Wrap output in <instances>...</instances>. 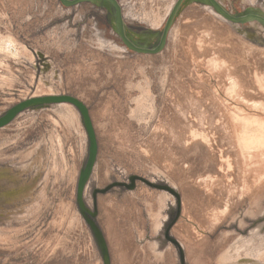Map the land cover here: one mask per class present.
Masks as SVG:
<instances>
[{"label": "rangeland", "instance_id": "374dc122", "mask_svg": "<svg viewBox=\"0 0 264 264\" xmlns=\"http://www.w3.org/2000/svg\"><path fill=\"white\" fill-rule=\"evenodd\" d=\"M119 1L138 30L162 29L177 0ZM221 1L264 9V0ZM209 8L184 5L164 50L144 54L92 3L0 0V115L30 97L71 95L98 143L84 190L95 221L77 199L90 141L76 106L74 121L52 103L0 128V167L29 182L41 166L32 195L0 212V264H103L88 218L112 264H233L223 256L244 239L264 251L254 240L264 235V42ZM155 13L166 14L156 28Z\"/></svg>", "mask_w": 264, "mask_h": 264}, {"label": "water", "instance_id": "95a60500", "mask_svg": "<svg viewBox=\"0 0 264 264\" xmlns=\"http://www.w3.org/2000/svg\"><path fill=\"white\" fill-rule=\"evenodd\" d=\"M63 5L67 7H75L82 3H92L97 7L105 8L109 12L110 21L112 23L114 31L121 37L122 42L125 46L137 53L144 54H157L164 50L166 47L168 36L172 27L174 26L177 17L180 15L184 5H189L192 3H198L201 5H209L214 11L220 15L226 21L233 23L244 25L246 23H251L253 21H259L264 26V11L260 8L249 6L242 12L233 13L230 11L220 0H177L170 13L167 16L166 22L162 29H154L153 27H145L143 29H131L128 27L125 16L122 9V4L119 0H59ZM49 97V96H48ZM56 100H68L74 103L79 110L81 111L84 119V124L88 131L90 146H89V157L87 163L84 165L82 169L81 177L78 184V204L80 208L84 209L83 203V192L86 182L88 181L90 175L92 174V169L97 160L98 154V143L96 132L94 131V127L92 124V120L88 111L87 106L80 99L66 95L60 98L56 97H44L43 99L32 100L31 102H23L17 105H14L9 111L0 115V128L12 122L25 108L29 107L36 102L42 103L44 101H56ZM39 104V105H40ZM92 216L96 217V213L94 212ZM96 221V220H95ZM97 239L103 263L104 264H112L111 255L108 248V244L102 229L97 224L94 226L91 222H89Z\"/></svg>", "mask_w": 264, "mask_h": 264}, {"label": "bare ground", "instance_id": "6f19581e", "mask_svg": "<svg viewBox=\"0 0 264 264\" xmlns=\"http://www.w3.org/2000/svg\"><path fill=\"white\" fill-rule=\"evenodd\" d=\"M174 1V0H173ZM172 4V3H171ZM205 6H209V5H205ZM170 7V6H169ZM210 8H212L211 6H209ZM171 8V7H170ZM169 8V10H170ZM209 8V10H210ZM213 9V8H212ZM211 9V10H212ZM210 10V11H211ZM214 10V9H213ZM264 11V10H263ZM215 12V11H214ZM213 12V13H214ZM167 13V12H166ZM125 16V15H124ZM166 14L164 16L158 14V13H155V15H152V19H151V22L155 28L156 27H160L161 24H163V21H164V18H165ZM220 16V15H219ZM126 21V19H125ZM127 23V21H126ZM11 39V38H10ZM13 40V39H12ZM11 40V42H13ZM6 41V40H5ZM11 42H6V46L8 48V51L11 53H14L15 51V47L14 45L11 43ZM15 42V41H14ZM115 45V44H114ZM122 48V47H121ZM8 52V53H9ZM14 56V55H13ZM53 75V74H52ZM56 75V74H55ZM53 75V77L55 76ZM55 79V78H54ZM44 82V81H43ZM46 82V81H45ZM45 84V83H44ZM49 85V83H47ZM257 84V83H256ZM229 85V84H228ZM232 85V84H231ZM264 85V84H263ZM235 87V86H234ZM226 89V88H225ZM259 89V88H258ZM263 89V88H262ZM39 92V90H38ZM232 92V91H231ZM229 93V92H228ZM38 94V93H37ZM56 94V93H55ZM55 94H47L46 96H34V97H30L28 99H25L24 101L22 102H19L18 104L20 103H23V102H31L33 99L34 100H38V99H43L44 97H47V98H50V97H58L60 98L65 96V95H55ZM35 95V94H34ZM49 96V97H48ZM228 98V97H227ZM52 103H56L57 106H59L57 109L60 111V115L61 113L63 114V116L69 120V121H74L75 117L77 119H79V116L77 114V112L74 110L73 108V105L76 106L74 103L68 101V100H56V101H44L42 103V105L38 102H36L35 104H32L30 105L29 107L25 108V109H28V108H33V107H44V105H50ZM58 103V104H57ZM246 103V102H245ZM40 104V105H39ZM17 105V104H16ZM56 107V106H55ZM77 107V106H76ZM250 107V106H249ZM12 108V107H11ZM10 108V109H11ZM78 108V107H77ZM10 109H8L7 111H9ZM24 109V110H25ZM55 109V108H54ZM79 109V108H78ZM56 110V109H55ZM242 110V109H241ZM6 111V112H7ZM80 111V110H79ZM237 111V110H236ZM5 112V113H6ZM81 112V111H80ZM82 115V113H81ZM62 116V115H61ZM62 116V117H63ZM262 119V118H261ZM82 121L84 123V119H83V115H82ZM6 126V125H5ZM85 126V124H84ZM247 126V125H245ZM4 127V126H3ZM86 128V126H85ZM256 128V127H255ZM259 129V128H258ZM241 130V129H240ZM251 130V129H250ZM253 130V129H252ZM87 131V129H86ZM259 131V130H258ZM239 132V131H238ZM88 133V131H87ZM254 134V133H253ZM262 134V133H261ZM243 135V134H242ZM257 135V134H256ZM88 138H89V135H88ZM90 141V139H89ZM90 143V142H89ZM243 144V143H242ZM90 146V145H89ZM256 148V147H255ZM90 151V150H89ZM261 151V150H260ZM255 153V152H254ZM89 157V155H88ZM255 159V158H254ZM35 162H41V156L38 158V160H35ZM87 163V162H86ZM27 165V164H25ZM24 165V166H25ZM36 165V164H35ZM34 165V166H35ZM228 165V164H227ZM29 166V165H27ZM23 168L22 166L20 167V169ZM94 168V167H93ZM230 168V167H229ZM26 169V168H25ZM29 169V168H28ZM93 170V169H92ZM23 172H25V170H21L20 172L18 173H15L13 170L7 168V167H0V212L1 213H4V210H5V206L7 205V203H15L17 201H20V199H25L26 196H31L32 193H33V188L35 186H37V184L39 183V180H40V173H41V166H38L37 167V172L34 173L32 175V177L30 178V181L29 182H26V179L23 178ZM28 173V172H27ZM82 173V171H81ZM81 173H80V177H81ZM261 175V174H260ZM91 176V175H90ZM80 177H79V180H80ZM90 178V177H89ZM89 180V179H88ZM88 182V181H87ZM86 182V184H87ZM78 184H79V181H78ZM86 184H85V187H86ZM133 186V185H132ZM85 187H84V190H85ZM37 190V189H36ZM83 203H84V206L85 208L82 209L80 208V211L82 213V215L86 217H88V215H91L93 214V212L86 206L85 202H84V192H83ZM38 197V195H37ZM34 199V198H33ZM32 199V200H33ZM77 199H78V187H77ZM26 200H29L28 198ZM165 200H166V196H160V203H161V206H162V203H165ZM26 202V201H25ZM33 205V204H32ZM79 205V204H78ZM20 206V204H19ZM23 206V205H22ZM28 206V205H27ZM35 206V205H34ZM31 207V206H29ZM24 208H27V207H24ZM162 208V207H161ZM20 209V208H19ZM28 209V208H27ZM30 210V209H29ZM16 211H19V210H16ZM28 212V211H27ZM19 214V213H18ZM161 215L162 213L159 211L157 214H155V220H156V227L158 225H160L162 222V218H161ZM91 222L94 226L97 225V223L94 221V220H91L88 218V223ZM90 225V223H89ZM260 225V224H259ZM91 226V225H90ZM96 229H97V226H96ZM259 230V229H258ZM94 232V231H92ZM256 233V232H255ZM258 233V232H257ZM260 233V232H259ZM95 234V233H93ZM254 234V233H253ZM264 234V233H263ZM95 236V235H94ZM250 238V237H249ZM242 239V238H241ZM244 239V238H243ZM97 240V239H96ZM254 240H256V242H260L261 241V244L264 245V235L261 236V237H258V238H255L254 237ZM253 240V242H254ZM240 241V240H239ZM245 241V239H244ZM242 242V244H239L238 247H234L230 250H228L227 252H225L224 256H223V260L227 261V260H230L233 264H262L260 262H258V260H261L262 259V255H264V251H263V248H260L259 251L257 253H255V248L252 249V248H247L249 247L248 246V241L246 242ZM98 243V242H97ZM242 245L245 247L244 249H246V252H245V255L244 252L241 253L239 252L240 250V247H242ZM99 246V245H98ZM252 247V246H251ZM258 247V246H257ZM259 248V247H258ZM100 249V248H99ZM257 250V249H256ZM101 252V251H100ZM102 256V255H101ZM241 258H246L247 261H240ZM103 260V259H102ZM104 264V263H103Z\"/></svg>", "mask_w": 264, "mask_h": 264}, {"label": "flooded vegetation", "instance_id": "af4514ba", "mask_svg": "<svg viewBox=\"0 0 264 264\" xmlns=\"http://www.w3.org/2000/svg\"><path fill=\"white\" fill-rule=\"evenodd\" d=\"M257 8H260V9L264 10L262 7H257ZM230 11H232V10H230ZM233 13H236V12H233ZM244 26H245V28H244L245 29V32H249V33H247L248 35H251L253 37H257L259 35L261 37V40L260 41H263L264 42V26H263L262 23H260L259 21H253L251 23L244 24ZM45 64H47V63H45Z\"/></svg>", "mask_w": 264, "mask_h": 264}]
</instances>
